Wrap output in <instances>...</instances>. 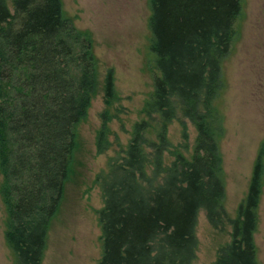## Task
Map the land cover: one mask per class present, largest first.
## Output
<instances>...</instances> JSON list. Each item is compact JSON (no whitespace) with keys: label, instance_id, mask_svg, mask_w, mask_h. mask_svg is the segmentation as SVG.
I'll list each match as a JSON object with an SVG mask.
<instances>
[{"label":"trees","instance_id":"obj_1","mask_svg":"<svg viewBox=\"0 0 264 264\" xmlns=\"http://www.w3.org/2000/svg\"><path fill=\"white\" fill-rule=\"evenodd\" d=\"M149 2L159 76L127 147L96 177L104 202L98 211L99 264H193L201 210L214 228L232 229L214 264H259L264 142L247 196L231 217L219 148L225 126L216 105L242 0ZM98 76L92 34L77 29L62 0H0V194L15 264H43L52 220L74 175L79 126L99 91ZM103 91L106 108L119 101L112 70ZM112 118L103 112L97 155L111 147ZM186 120L197 131L189 156ZM174 121L183 127L179 146L168 136Z\"/></svg>","mask_w":264,"mask_h":264},{"label":"rangeland","instance_id":"obj_2","mask_svg":"<svg viewBox=\"0 0 264 264\" xmlns=\"http://www.w3.org/2000/svg\"><path fill=\"white\" fill-rule=\"evenodd\" d=\"M62 1L66 16L77 29L92 34L100 85L86 120L79 126L80 148L74 175L52 220L43 264H99L102 231L98 211L104 202L96 177L107 169L112 157L127 147L134 125L145 118L143 110L159 76L151 52V8L149 0ZM12 3L9 1L10 8ZM109 70L114 72L119 101L106 108L103 84ZM223 81L224 90L216 103L225 126L219 148L225 171V207L235 217L247 196L255 160L264 142V0H242L232 50L223 64ZM106 110L113 117L109 124L111 147L97 155L96 138ZM186 124L189 156L197 131L190 121L186 120ZM182 130L179 121L169 125L168 136L174 146L183 143ZM166 159L173 160L170 156ZM258 213L257 257L259 264H264V187ZM7 218L0 194V264H15L14 252L5 236ZM231 230L230 225L214 228L201 210L193 264H214L219 248L230 241Z\"/></svg>","mask_w":264,"mask_h":264},{"label":"water","instance_id":"obj_3","mask_svg":"<svg viewBox=\"0 0 264 264\" xmlns=\"http://www.w3.org/2000/svg\"><path fill=\"white\" fill-rule=\"evenodd\" d=\"M0 179H1V173H0Z\"/></svg>","mask_w":264,"mask_h":264}]
</instances>
